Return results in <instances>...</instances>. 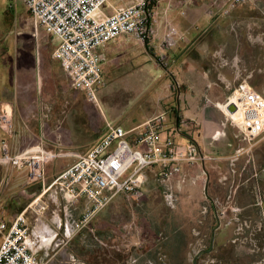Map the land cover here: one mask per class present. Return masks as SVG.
<instances>
[{
  "label": "crops",
  "instance_id": "obj_1",
  "mask_svg": "<svg viewBox=\"0 0 264 264\" xmlns=\"http://www.w3.org/2000/svg\"><path fill=\"white\" fill-rule=\"evenodd\" d=\"M133 1L109 0L106 11L110 13ZM189 1L195 2L196 6L203 3V0H159L155 4L157 34L152 40V49L159 53L169 52L166 58L169 59L170 73L177 79L179 87L182 86L174 107H171L174 115L165 117V128L168 134H174L178 146L189 140L197 142L202 159L194 165L184 163L181 174L172 181L175 206L166 201L167 187L159 179L161 164L152 167V174L145 171L140 200L149 203L152 197V206L163 208L166 230L163 240L176 238L174 249L167 246L163 251L170 258L176 255L174 260L179 256L180 260L187 258L189 250L183 246L188 243L184 240H193L192 230H200L205 236L209 229L236 228L238 212L247 208L244 191L250 190L255 196L257 207H253V212L264 214V134L253 141L247 140L221 105L243 80L264 97V0L247 3L244 5L246 12L237 15L236 20L246 22L244 29L212 30L214 34H229V39L218 35L212 48L198 43L205 32L191 29L190 25L197 22L196 19L190 15L183 18L174 15L178 7ZM2 5L3 2L0 7ZM20 8L27 11L22 3ZM12 16L17 22L16 12ZM172 21L180 27L186 44L168 48L162 43L167 23ZM9 31L4 33L8 42L5 50L0 48V109L9 106L13 111V132L6 135L11 153L44 148L55 154L45 164L44 179L31 182L32 186L25 190L28 199L23 204L26 205L16 212L27 210L28 225L32 229L29 237L32 252L41 264H54L57 259L65 264H141L153 261L151 226L147 225L149 234L142 232L146 227L137 213L139 207L134 204L121 206L119 200L115 205L113 200L89 227L78 234L73 233L72 220L81 217L85 199L70 206L71 212L67 215L64 191L51 183L76 161L77 156L88 152L99 141L107 130L108 117L99 102H96L99 110L93 111L88 102H82L85 108H76L62 116L54 109V100L52 106L50 101L46 104V90L58 89L66 80L70 85L61 63L53 58L54 48L36 44L40 36L32 31L26 32L32 46L21 51L20 44L16 43L22 32L13 37L8 35ZM209 55L211 62H205ZM180 119L185 120L187 126L176 133ZM37 198L47 206L46 210L39 211L33 204ZM114 209L120 214L117 221L110 216ZM179 228L182 231L178 233ZM212 240H218L215 232Z\"/></svg>",
  "mask_w": 264,
  "mask_h": 264
},
{
  "label": "built area",
  "instance_id": "obj_2",
  "mask_svg": "<svg viewBox=\"0 0 264 264\" xmlns=\"http://www.w3.org/2000/svg\"><path fill=\"white\" fill-rule=\"evenodd\" d=\"M18 1L34 21V34L37 36L38 28H43L56 42L53 58L61 63L71 88L91 100H96L97 91L104 85L105 48L123 34L133 35L144 42H151L157 34L154 3L159 0H135L110 13L106 11L109 0ZM252 1L228 0L222 13L229 15L237 6ZM179 36L177 29L170 26L163 43L172 46ZM231 104L237 108L234 113L227 109ZM221 105L247 140L253 141L264 134V97L247 80H243ZM164 122L165 114L157 115L132 130L108 122L99 141L88 152L77 156L76 161L53 180L51 185L60 186L64 191L67 215L71 212L70 206L85 199L81 217L72 220L74 234L89 227L118 195L141 200L145 171L156 164L162 165L159 179L167 187L166 201L175 206L172 181L181 174L184 163L197 164L202 156L194 140L178 146L174 134H168ZM179 124L176 133L187 126L183 119ZM13 128L12 108L3 106L0 109V165L25 167L30 181L43 180L45 164L55 154L44 148L11 153L6 135L11 134ZM132 134L137 135L135 145L130 140ZM39 199L33 204L39 211L46 210L47 206ZM26 213L27 210L17 213L10 220L0 216V264H41L30 247L32 229Z\"/></svg>",
  "mask_w": 264,
  "mask_h": 264
},
{
  "label": "rangeland",
  "instance_id": "obj_3",
  "mask_svg": "<svg viewBox=\"0 0 264 264\" xmlns=\"http://www.w3.org/2000/svg\"><path fill=\"white\" fill-rule=\"evenodd\" d=\"M2 2L3 5L0 7L1 50L4 51L8 44L4 33L9 30L8 35L13 37L16 36L17 32H22V35L19 36L21 42L19 41L16 44H20L21 51L28 50L29 46L32 45L28 42L26 32L36 31L32 17L25 9L20 8V1L0 0V4ZM203 3L200 2V6H196L195 2L189 1L186 5L182 4L174 12V15H177L178 18L190 15L197 20L194 24L193 22L191 23V29L196 30L198 28L205 32L199 38L198 43L212 48L216 43V38L218 39V35L229 39L228 33L214 34V30L244 29L246 27V22L236 20L239 13L246 12L244 9L246 4H242L241 7L232 10L229 15L226 16L224 14L225 16H222L219 13L222 12L223 7L227 6L228 0H203ZM241 9L244 10L240 11ZM183 10L186 12L185 14L181 13ZM220 10L221 12H219ZM13 12H16L17 22L13 19ZM188 20L190 21L191 19L189 18ZM170 26L175 27L180 36L172 46H166L164 43L162 45L174 48L179 44H186L181 35L182 31L175 22L167 23L166 34ZM182 28L186 29L188 27L182 26ZM38 32L40 37L38 41H35L36 44L39 43L41 46L53 49L56 42L50 39L43 28H38ZM104 51L107 57L104 64L105 81L104 85L97 91L98 100L89 102L91 100L84 93L71 88L66 80L64 86L61 84L58 89H48L44 92L46 104L50 101L49 105L52 106V101L54 100V109L60 111L62 116L76 108H85L81 104L82 102L90 104V108L86 106L87 109L99 110V106L96 103L99 102L108 117V122L121 125L127 130H132L159 114H165V117L174 115L171 107H174L179 88L181 89L182 86L180 85L179 87L177 79L170 73L169 59L167 60L166 58V56L169 57L170 55L168 51L163 53L156 52L152 49V41L144 42L129 34H123L118 37ZM21 54L17 55L21 56ZM205 62H211V55L205 58ZM3 63L4 61H1V64ZM130 140L135 145L137 135H130ZM146 172L152 174V168L147 169ZM31 182L25 167L17 168L10 164L0 168V187H2V191H0V205H2L0 206V216L10 220L19 209L26 205L23 204L26 202L25 199H28L25 190L32 186L30 185L32 184ZM145 187L147 188V186ZM249 191L243 192L244 205L247 208L241 213L238 212L236 228L209 229L206 230L205 236L200 233V230H192L193 240H184L188 244H185L183 248L187 247V251L189 250L185 260H180L181 256L178 257V260H174L177 257L176 255L171 258L165 256L166 254L163 250L166 251L167 246L170 249H174L176 238L163 240L166 233L164 229L165 213L163 208L152 206V197L149 203H143L140 200L131 199L121 194V198L119 196L115 197L112 204L116 205L120 200L121 206L126 204L138 206L137 213L142 218L141 222H144V227H146L142 232L149 234L147 225L151 226L152 258L154 260L148 263L140 262L141 264H220L218 260L222 256L234 262L238 261L237 264H264V214L253 212V207H257L255 205L256 199ZM6 194H9V196H5ZM29 199L31 200L32 198L30 197ZM113 211L110 216L112 220L117 221L120 214L115 209ZM149 217L151 219H148ZM177 231L179 233L182 229L179 228ZM197 232H199L198 235ZM214 232L218 240H212ZM160 233L162 234L160 236L161 239L157 240ZM228 237L236 238V240H226ZM157 243L159 245H156ZM161 244L162 246H160ZM54 264L65 263L57 259ZM79 264H84V262H79Z\"/></svg>",
  "mask_w": 264,
  "mask_h": 264
},
{
  "label": "trees",
  "instance_id": "obj_4",
  "mask_svg": "<svg viewBox=\"0 0 264 264\" xmlns=\"http://www.w3.org/2000/svg\"><path fill=\"white\" fill-rule=\"evenodd\" d=\"M155 5V3H154ZM220 264H237L238 261H233L231 259L226 258L225 256H222V258H220V260H218Z\"/></svg>",
  "mask_w": 264,
  "mask_h": 264
},
{
  "label": "water",
  "instance_id": "obj_5",
  "mask_svg": "<svg viewBox=\"0 0 264 264\" xmlns=\"http://www.w3.org/2000/svg\"><path fill=\"white\" fill-rule=\"evenodd\" d=\"M228 111L231 112V113H234L236 111V106L234 104H231L228 106Z\"/></svg>",
  "mask_w": 264,
  "mask_h": 264
},
{
  "label": "bare ground",
  "instance_id": "obj_6",
  "mask_svg": "<svg viewBox=\"0 0 264 264\" xmlns=\"http://www.w3.org/2000/svg\"><path fill=\"white\" fill-rule=\"evenodd\" d=\"M235 114H232V116L234 117ZM263 127H264V121L262 123ZM242 128H244V126H241Z\"/></svg>",
  "mask_w": 264,
  "mask_h": 264
}]
</instances>
